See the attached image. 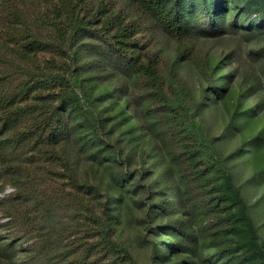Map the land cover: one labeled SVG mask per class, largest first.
I'll list each match as a JSON object with an SVG mask.
<instances>
[{"label": "trees", "instance_id": "trees-1", "mask_svg": "<svg viewBox=\"0 0 264 264\" xmlns=\"http://www.w3.org/2000/svg\"><path fill=\"white\" fill-rule=\"evenodd\" d=\"M0 193V264H264V0H0Z\"/></svg>", "mask_w": 264, "mask_h": 264}, {"label": "rangeland", "instance_id": "rangeland-1", "mask_svg": "<svg viewBox=\"0 0 264 264\" xmlns=\"http://www.w3.org/2000/svg\"><path fill=\"white\" fill-rule=\"evenodd\" d=\"M136 251H137L139 254L142 253L141 247L138 246V245H136Z\"/></svg>", "mask_w": 264, "mask_h": 264}, {"label": "built area", "instance_id": "built-area-1", "mask_svg": "<svg viewBox=\"0 0 264 264\" xmlns=\"http://www.w3.org/2000/svg\"><path fill=\"white\" fill-rule=\"evenodd\" d=\"M11 190H12L11 188H7L6 191H5V193H6V192H10ZM3 195H4V194L0 193V197H2Z\"/></svg>", "mask_w": 264, "mask_h": 264}]
</instances>
